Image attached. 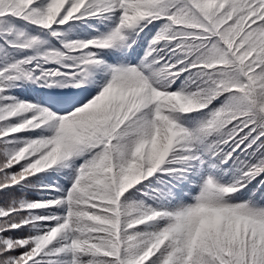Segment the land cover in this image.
I'll return each mask as SVG.
<instances>
[{
  "label": "snow or ice",
  "instance_id": "6c2138e0",
  "mask_svg": "<svg viewBox=\"0 0 264 264\" xmlns=\"http://www.w3.org/2000/svg\"><path fill=\"white\" fill-rule=\"evenodd\" d=\"M0 264H264V0H0Z\"/></svg>",
  "mask_w": 264,
  "mask_h": 264
}]
</instances>
